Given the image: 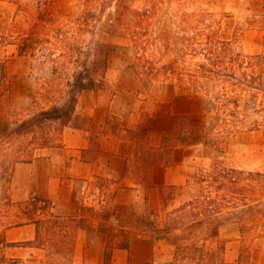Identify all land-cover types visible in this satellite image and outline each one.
Instances as JSON below:
<instances>
[{
	"label": "rangeland",
	"instance_id": "1",
	"mask_svg": "<svg viewBox=\"0 0 264 264\" xmlns=\"http://www.w3.org/2000/svg\"><path fill=\"white\" fill-rule=\"evenodd\" d=\"M46 6L52 8L65 26L87 11L100 15L94 38L111 46L104 87L97 94L102 107L112 106L113 113L108 116L104 128L92 130L93 147L86 156L97 158L102 152L103 160L117 161L108 166L105 176H94L83 183L81 215L106 230L114 228V232L109 231L113 235L112 242L126 237L155 239L151 224L155 220L164 224L174 207L196 193L195 184H186L185 178L213 160H220L226 166L264 172V112H255L258 96L251 91H240L236 109L241 112L243 122L237 127H225L223 117L226 113L216 109L223 84L186 74L194 70L193 63L202 57L195 61L190 57L186 62L179 60V49L186 42L184 37L191 38V43L198 42L204 40L210 30L214 38L230 41L236 52L245 56L261 54L264 0H0V62H5L12 76V105L4 107L0 113V117L5 118L0 120V137L37 108L60 103L63 97L62 89L66 88L71 68L69 71L59 69L55 74L53 61L41 55L37 58L21 56L16 46L7 40L17 24L24 32L28 31ZM128 10L147 12L149 16L145 18L144 27L148 28L147 38L154 43L147 52L137 50V55L153 54L157 66L178 60L176 73L151 81L131 68L136 49L130 50L129 21L125 19L121 24L117 20L120 13L127 14ZM186 13L203 17L199 30H184L181 19ZM198 31H201L199 35ZM66 36L69 40L70 34ZM84 38L90 41L93 37L85 35ZM166 44L172 49H166ZM60 52L61 49L54 50L53 58ZM262 68L264 71V64ZM115 94L118 95L116 99ZM256 121L259 128L250 130ZM73 124L86 127L87 118L79 116ZM48 130L55 134L53 127ZM199 133L210 143L184 141L188 136L192 140ZM31 138L29 135L0 142L1 186L12 174L15 161L27 158L26 150L32 147L28 144ZM217 138L225 141L224 151L215 147ZM216 145L222 148L221 143ZM118 166L121 176L115 171ZM170 184L183 186L170 189L167 187ZM7 198L8 194L0 193V242L5 228L25 220L26 210ZM36 214L42 218L39 243L47 249L46 258L20 263L11 261L13 259L3 257L0 246V264H70L75 223L56 220L48 211ZM243 225L231 219L221 227L220 237L227 241L225 261L236 262L241 254V264H264V237H255L246 231L242 234L239 228ZM219 244V241L207 242L214 249ZM169 261L171 258L155 264Z\"/></svg>",
	"mask_w": 264,
	"mask_h": 264
},
{
	"label": "trees",
	"instance_id": "2",
	"mask_svg": "<svg viewBox=\"0 0 264 264\" xmlns=\"http://www.w3.org/2000/svg\"><path fill=\"white\" fill-rule=\"evenodd\" d=\"M120 14L117 16L118 22L123 24L125 19H128V28H131L132 46L130 50L136 49L135 60L131 68L138 75L151 81H158L169 77L173 72L176 73L178 60L157 66L152 58L153 54L151 56L137 55V50L147 52L149 46L154 43L153 40L147 38L148 28L144 27L147 21L145 18L149 17L148 13L128 10L127 14ZM201 18L203 17L195 13L184 14L181 19L184 30H199ZM99 21L100 15L87 11L80 18L69 20L65 26L54 15L52 8L46 6L39 12L28 31L24 32L17 24L8 34V43L16 46L19 55L32 58L41 55L53 61L55 74L59 73V69L71 68L72 70L67 77L66 88L62 89L63 97L60 103L37 108L27 118L15 122L14 126L0 137V142L8 138L29 135L32 137L28 143L32 147L26 150L27 158L17 159L16 163L31 161L38 149L61 145L63 129L73 121L80 94L85 90L97 92L103 89L111 46L94 38ZM200 32L196 33L199 35ZM68 33L70 34L69 40L66 39ZM213 34L214 32L210 30L204 40L192 43L191 38H183L186 42L179 49L181 52L179 60L186 62L189 57L191 61H195L194 59L198 57L203 59L193 63L195 68L191 72H179V74L186 73L193 78H211L221 82L223 93L218 96L220 103L216 109L226 113L223 117L225 127L231 125L237 127L238 123L243 122L240 117L241 112L236 109L239 106L240 91L246 90L256 94L259 101L255 112H264V71L262 68L264 45L261 54L245 56L241 52H236L230 41L214 38ZM85 35L93 38L86 41ZM165 46L168 50L172 49L169 44ZM57 49H61V52L53 58V51ZM5 66V62H0V113L4 107L12 105V76L8 74ZM34 102L37 103V100ZM49 127L55 129V134L49 132ZM258 128L256 121L250 130ZM188 140L189 144L210 143V140L204 139L201 133L196 134L192 140L188 136L184 141ZM219 140V138L215 140V147L224 151L225 141ZM219 143L222 145L221 149H219L220 145H216ZM21 152L25 153V150L22 149ZM191 183L195 184L196 193L174 207L164 224H158L157 220L151 224L150 230H153L155 238L167 239L176 245L173 259L166 264H241V254L236 262L225 261L227 241L220 237L221 227L231 219H236L242 225L245 221L246 224L239 228L242 234L246 231V234L252 233L255 237H264V172L226 166L220 160H213L207 167L200 168L186 179V184ZM182 186L183 184L167 185L170 189ZM18 206L26 211H24L25 220L16 225L33 222L36 223L39 231L42 218L37 216L36 212L48 211L56 220L75 223L71 240L79 228L86 226L88 220L81 214L79 216L54 214L51 211L52 201L38 194L19 203ZM98 227L108 235L110 243L120 248L130 249V238L126 237L125 240L112 242L113 235L109 231L114 232V228L106 230ZM209 241H219L220 244L214 249L207 245ZM31 243L33 242L28 241L21 245L28 246ZM3 257L6 259L4 255ZM11 261L19 262L18 260Z\"/></svg>",
	"mask_w": 264,
	"mask_h": 264
},
{
	"label": "crops",
	"instance_id": "3",
	"mask_svg": "<svg viewBox=\"0 0 264 264\" xmlns=\"http://www.w3.org/2000/svg\"><path fill=\"white\" fill-rule=\"evenodd\" d=\"M97 93L85 90L78 99L73 121L79 116L86 117V127L72 121L63 129L61 145L38 149L31 161L15 163L6 184L1 186L0 183L1 194H8L7 199L17 205L38 194L52 201L51 211L56 215L81 214L83 183L94 176H105L108 166L117 161L103 160L102 152L97 158L86 156L93 147L92 130L104 128L108 116L113 113L112 106L102 107ZM114 97L116 99L118 95ZM0 120L5 118L0 117ZM114 158L117 157L110 159ZM115 171L122 175L120 166ZM39 236L40 230L33 222L7 227L0 242L2 253L19 263L42 261L48 252L45 245L39 243ZM28 241L33 243L21 245ZM174 248L175 244L170 240L146 237L131 239L129 250L120 248L109 242L108 235L98 224L88 219L86 226L79 228L73 236L70 264H155L158 260H172Z\"/></svg>",
	"mask_w": 264,
	"mask_h": 264
}]
</instances>
